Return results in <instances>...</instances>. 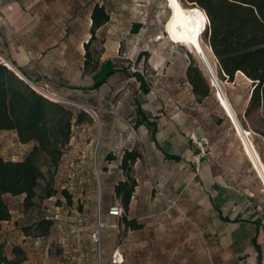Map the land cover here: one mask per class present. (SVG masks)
<instances>
[{
    "label": "crops",
    "instance_id": "0c3cea01",
    "mask_svg": "<svg viewBox=\"0 0 264 264\" xmlns=\"http://www.w3.org/2000/svg\"><path fill=\"white\" fill-rule=\"evenodd\" d=\"M112 3L117 4L112 0H0V63L9 62L33 89H46L53 101L93 116L85 110L90 109L96 117L94 125H87L96 128L99 137L94 158L103 247L109 251L111 240L123 228L120 217L110 216L108 210L121 207L114 192L125 180L121 157L136 150L141 156L132 166L136 186L126 217L140 228L125 229L128 241L123 250L160 249L151 264H189L185 250L194 248L207 255L201 259L207 264H264V203L256 199L264 192L235 124L223 111L240 142V166L233 161L237 155L212 138L198 113L202 100L198 102L186 79L190 52L165 40L152 25L139 22L140 28L132 33ZM96 5L104 7L108 21L94 31L92 39ZM86 45L91 56L87 66ZM132 64L137 70L133 74L128 70ZM85 123L72 126L58 169L68 167L73 185H84L85 192L78 197L91 211L90 204L96 200L89 176L91 146L73 145L79 132L75 129ZM0 132L16 136L14 131ZM204 142L208 154L196 167L193 157ZM22 145L28 149L22 158L2 159L22 160L35 143ZM76 152L78 156L71 159ZM108 155L113 156L109 161ZM81 172L87 176L80 177ZM253 172L258 178L256 190ZM194 229L201 242L191 245L189 232Z\"/></svg>",
    "mask_w": 264,
    "mask_h": 264
},
{
    "label": "trees",
    "instance_id": "16d2710c",
    "mask_svg": "<svg viewBox=\"0 0 264 264\" xmlns=\"http://www.w3.org/2000/svg\"><path fill=\"white\" fill-rule=\"evenodd\" d=\"M179 1L203 11L207 20L203 32L210 47L208 48L217 61L219 73L229 81L233 80L236 73L251 81L252 90L244 115L250 116L264 109V0ZM91 18L93 39L94 31L108 21V14L103 6L96 5ZM138 28L139 25H135L131 32L135 33ZM87 48L86 45V66L91 59ZM186 79L198 102L210 95V85L193 60H190L186 69ZM261 117L264 120V112ZM82 121L92 123V118L82 110L75 111L44 97L20 79L12 69L0 63V131H14L21 144L35 143L22 160L0 158V232L3 223L11 219L3 196H23V208L28 210L35 205L36 200L47 199L56 194L55 190L45 186L42 195H38L37 189L44 174L37 161L43 156L47 161L48 172L58 169L72 137V126ZM140 156L136 150L123 153L120 169L125 180L119 182L114 189L123 211L120 221L130 230L140 228L134 220L126 217L136 186L131 175L132 166ZM112 158V155H108L106 160ZM62 195L70 203L71 196L66 191H62ZM52 225V220L43 218L34 224L33 229L23 228V233L46 237ZM13 250L17 255L23 256L21 249L16 247ZM23 261V257L8 258L0 236V264H21Z\"/></svg>",
    "mask_w": 264,
    "mask_h": 264
},
{
    "label": "rangeland",
    "instance_id": "374dc122",
    "mask_svg": "<svg viewBox=\"0 0 264 264\" xmlns=\"http://www.w3.org/2000/svg\"><path fill=\"white\" fill-rule=\"evenodd\" d=\"M112 1L117 2V4H112L116 5L122 20L127 22L126 29L130 27L132 29L135 25H139L140 28L141 25L139 22L152 25L155 32H161V35L167 41L169 40L162 29L165 30L168 24L174 23L172 22L173 9L169 7V4L179 2V6L174 8V10L192 7L189 4L181 3L179 0ZM200 40L204 48H206V46L209 47L205 32L201 34ZM178 47L190 52V60L194 61L208 81V76L198 57L188 47L181 45H178ZM211 63L218 80H220L235 110L241 128L249 132V139L251 143L253 142L252 144L260 160L262 159L264 166V120L261 117L264 109L252 113L250 116H245V111H243L244 104L252 87L251 81L240 73H236L233 80L229 81L219 73L217 61L213 56H211ZM208 84L210 85L209 81ZM44 91H46V89H44ZM216 100L213 89L211 88L210 95L202 99L198 113L201 115L203 119L202 122L205 123L204 125L210 132L212 138L217 139L216 141H218L219 144L228 146L230 150L237 155V157H234L233 161L240 166V161L243 162L238 153V148L240 146L238 143L240 142H238V138L234 135L229 120L226 118L221 106L218 105L219 103H217ZM62 104L77 111V108L74 106L66 103ZM90 117L94 125V118L93 116ZM85 122V125L75 129V131L79 130V132L76 135V143L74 142L73 145H77L78 148L88 144L91 146L92 153L90 156L92 168L89 176L93 179V186L89 188L93 190L96 196L95 203L93 202V205L90 204L91 211L85 210L83 198L78 197L81 193L84 194L85 187L84 185L81 187L73 185L72 176L70 177L71 170H69L68 167H61L60 169L48 172L47 161L41 156L37 163L44 174V178L39 184L37 193L41 196L43 188L48 186L50 189L55 190L56 194L47 199L36 200L35 205L28 210L23 208V196H4V200L11 214L10 221L3 224L0 232L1 241L4 244V251L10 259H21L23 257L24 261L21 264H110L108 261L109 259H111L112 264H151L155 258H159V255L162 253L161 250L157 249L158 252H156L155 248L151 246L138 252L123 250V245L128 241L125 236L126 228L124 225L123 228L119 230L118 237L111 240L112 245L109 251L103 247L101 235L104 228L101 221L102 210L99 200L98 171H96V161L94 158L96 155L95 149L99 143V137L96 128L93 127L92 129V125H87L90 123L87 121ZM16 137L17 136L12 135L11 132H0V158L19 159L27 153L28 149L19 143ZM69 155H67V160L70 158L68 157ZM77 156V152L73 153L71 159ZM242 169H244V165H242ZM79 176L84 178V176L87 175L81 172ZM257 180L256 173L253 172L252 185L255 190ZM258 182L260 183L259 180ZM80 188H82V190H80ZM62 191H66L71 196L70 203H68L66 198L62 195ZM263 195L264 194H260V196H256V199L264 203ZM81 199L83 200L82 202H80ZM122 214L117 217H121ZM43 218L53 221L50 232L46 237H34L23 233V228L30 227L33 229L34 224ZM95 232H98L100 237L97 243L94 242L91 237ZM144 237L145 234H142L141 238ZM189 237L191 245L201 242V235L198 234L195 229L189 232ZM16 247L23 251V256L14 253L13 249ZM116 252H118L120 257H118L119 260L114 263L112 257ZM185 252L188 254L189 264H207L206 261H204L205 263L201 261V259L205 260L207 255L200 250H195L194 248L185 250ZM156 253H159V255ZM153 256L154 258L152 259ZM164 259L167 258L165 257Z\"/></svg>",
    "mask_w": 264,
    "mask_h": 264
},
{
    "label": "bare ground",
    "instance_id": "6f19581e",
    "mask_svg": "<svg viewBox=\"0 0 264 264\" xmlns=\"http://www.w3.org/2000/svg\"><path fill=\"white\" fill-rule=\"evenodd\" d=\"M178 6L179 2L169 4V7L173 9L172 22L174 23L168 24L167 28H165L167 39L172 43L188 47L198 57L199 61L201 62L204 68V71L208 76L210 85H212L213 87L214 96L217 99L219 105L226 113V115H228L227 113L230 114V109L228 106H230L231 110L236 115L235 110L233 109L225 93V90L220 83V80H218L213 70V66L211 63L212 54L207 46L206 48H204L201 44L200 36L203 33L207 23L203 11L197 7L181 8V10H174V8ZM3 63L9 69H12L16 72L15 68L10 65L7 61H3ZM233 121L235 120L233 119ZM242 130L247 135V138L250 142V147H248L245 139L241 136V134H239V131L237 132V135L239 136L243 144L246 155L248 156L253 165L252 168L254 167V170L256 171L257 176L260 179V182L262 184V190L264 192V166L262 163V159L260 160L259 155L252 144L253 142L251 143L249 139V132L244 130V128Z\"/></svg>",
    "mask_w": 264,
    "mask_h": 264
},
{
    "label": "built area",
    "instance_id": "2783aa9c",
    "mask_svg": "<svg viewBox=\"0 0 264 264\" xmlns=\"http://www.w3.org/2000/svg\"><path fill=\"white\" fill-rule=\"evenodd\" d=\"M0 60H1V58H0ZM128 70H129V72L132 73V74L135 73V72L137 71V70H136V67H135L133 64L129 66ZM36 91H38V92H39L40 94H42L44 97H46L44 94L49 95V93H48L47 91H44L43 89H39V88H37ZM206 146H207V143H206V142H204V143L198 145V152H197V154L193 157V162H194V164L196 165V167L199 166V164L201 163L202 159L205 158V157L207 156V154H208ZM108 214H109L110 216H116V217H117V216H120V215L122 214V208H121L120 206H112V207L109 208V210H108ZM91 237H92V240H93L94 242H96V243H97V242L99 241V239H100V237H99V233H98V232L93 233ZM118 257H120L119 254H118V252H116V253L113 254V257H112V258H113V262H114V263H116L117 260H119Z\"/></svg>",
    "mask_w": 264,
    "mask_h": 264
},
{
    "label": "water",
    "instance_id": "95a60500",
    "mask_svg": "<svg viewBox=\"0 0 264 264\" xmlns=\"http://www.w3.org/2000/svg\"><path fill=\"white\" fill-rule=\"evenodd\" d=\"M8 63H9V62H8ZM9 64H10V63H9ZM2 65H4L3 62H2ZM10 65H11V64H10ZM4 66H5V65H4ZM6 67H7V66H6ZM7 68H8V67H7ZM15 70H16V69H15ZM16 74L19 76L20 79H22V80L25 81L26 83L28 82L27 79H25L24 76H23L18 70H16ZM208 81H209V79H208ZM209 83H210V82H209ZM29 85H30L32 88L34 87V85L31 84V83H29ZM211 86H212V85H211ZM44 95L46 96V98H48V99H50V100L53 101V97H51L50 95H47V94H44ZM228 107H229V109H230V114L227 113V114H228V117H229L230 120L235 124V129H236L237 131L240 132L241 136L245 139V141H246L248 147H250V142H249V140H248V138H247V135H246V134L244 133V131L242 130V128H241V126H240V124H239V122H238V120H237L235 114H234L233 111L231 110L230 106H228ZM85 110L88 111L91 115H93V116L95 117L93 111H91L90 109H85ZM224 110H225V109H224ZM95 118H96V117H95ZM233 119L236 121V123H235V121H233Z\"/></svg>",
    "mask_w": 264,
    "mask_h": 264
}]
</instances>
